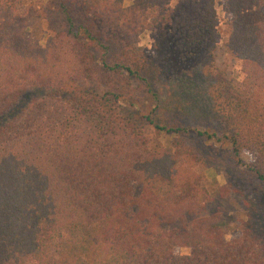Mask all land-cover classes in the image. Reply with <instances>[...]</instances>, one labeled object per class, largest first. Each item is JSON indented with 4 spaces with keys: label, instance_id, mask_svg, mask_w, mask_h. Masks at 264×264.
Wrapping results in <instances>:
<instances>
[{
    "label": "trees",
    "instance_id": "trees-1",
    "mask_svg": "<svg viewBox=\"0 0 264 264\" xmlns=\"http://www.w3.org/2000/svg\"><path fill=\"white\" fill-rule=\"evenodd\" d=\"M123 1L0 0V264H264V0H222L239 82L215 65L214 0ZM145 30L159 79L208 81L209 131L151 85ZM198 162L221 163L212 195ZM233 197L226 238L215 202Z\"/></svg>",
    "mask_w": 264,
    "mask_h": 264
},
{
    "label": "rangeland",
    "instance_id": "rangeland-1",
    "mask_svg": "<svg viewBox=\"0 0 264 264\" xmlns=\"http://www.w3.org/2000/svg\"><path fill=\"white\" fill-rule=\"evenodd\" d=\"M189 3V8L192 10L194 7V1L198 0H187ZM173 2V0H171ZM128 0H124L123 4L127 5ZM190 3H193L191 6ZM24 9V5H21L20 10ZM214 10L216 19V31L219 36V41L216 44L215 49V65L218 68L224 70H234L235 71V82L241 80V73L239 72V62L231 58L228 53H226L222 48V40L225 38V28L223 21L226 18V13L222 7V0H214ZM28 37L31 39L32 43L38 47L42 46L44 39L49 32L47 31L44 23L41 20L33 19L29 23V27L26 31ZM155 41L154 32L151 30H145L138 39L137 46L144 50L148 55L150 60L147 62L148 67V80L151 85L162 92L169 91L170 89H175L178 94L181 95L182 102L186 105V108L190 109L188 111L189 120L193 123L195 128L199 131L207 130L213 128L215 125L213 112L210 107V103L206 98V92L208 90V81L203 78L202 74L197 70H193L190 75L183 76L180 78H158V67L153 61V56L155 53L152 51V45ZM182 67L181 65L172 64V68ZM189 104H192L191 106ZM190 106V107H188ZM146 134L151 140V145L159 143L160 145L171 149V141L174 138V134H164L162 132L153 131L150 128L146 129ZM242 158L248 160L249 157L242 153ZM183 167H187L186 164H181ZM212 169H206L201 163H195L191 168L198 173H201L203 178L201 185L209 194H213L216 187L224 182L222 175L221 163L215 162ZM216 206L222 210L224 228L226 230V238L229 236L232 229L235 227L236 217L238 213L241 212L240 202L236 197L229 199L216 200ZM180 253H186V249H178ZM29 264V263H26Z\"/></svg>",
    "mask_w": 264,
    "mask_h": 264
}]
</instances>
